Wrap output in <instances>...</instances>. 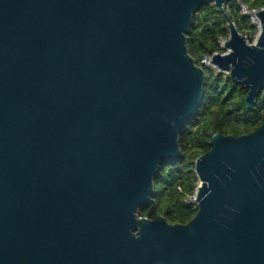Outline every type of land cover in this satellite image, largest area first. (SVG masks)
Returning <instances> with one entry per match:
<instances>
[{
    "label": "water",
    "instance_id": "obj_1",
    "mask_svg": "<svg viewBox=\"0 0 264 264\" xmlns=\"http://www.w3.org/2000/svg\"><path fill=\"white\" fill-rule=\"evenodd\" d=\"M231 0H0V264H264V122L195 160L186 224L138 216L203 97L187 34ZM210 64L264 89V10Z\"/></svg>",
    "mask_w": 264,
    "mask_h": 264
},
{
    "label": "trees",
    "instance_id": "obj_2",
    "mask_svg": "<svg viewBox=\"0 0 264 264\" xmlns=\"http://www.w3.org/2000/svg\"><path fill=\"white\" fill-rule=\"evenodd\" d=\"M248 6H264V0H243ZM224 6H203L196 12L187 34L188 54L199 64L203 55L222 52L217 40L228 36L226 16L246 24L235 0ZM201 12V15H200ZM238 30V29H237ZM203 97L194 117L182 128L179 136L180 156L163 162L154 178V194L149 205L139 208L138 216L155 219L163 216L170 224H186L196 213V206L185 202L198 184L195 160L210 149V138L216 134L239 136L256 130L264 122V89L254 107L245 104L246 89L233 83L228 75L203 67Z\"/></svg>",
    "mask_w": 264,
    "mask_h": 264
},
{
    "label": "built area",
    "instance_id": "obj_3",
    "mask_svg": "<svg viewBox=\"0 0 264 264\" xmlns=\"http://www.w3.org/2000/svg\"><path fill=\"white\" fill-rule=\"evenodd\" d=\"M236 4L238 5L239 8V13L246 18V25L247 28L244 29L242 32H239L245 42L248 45H254L260 35L261 32V25L259 23V20L257 17L254 16V14H257V12L259 10H264V6L258 7V8H252L250 6H248V4H246L243 0H235ZM228 39L227 37H220L217 40L218 46L223 50L222 52H214L211 55H203L200 59H199V64L198 66H200L202 69L203 67H208L210 69H214L215 67H213L209 62L211 60V56L213 54L216 53H225L227 50L224 47V43H226ZM198 186V185H197ZM194 188L193 194L191 195H187L185 198V202L188 204H192L195 205L194 203L195 199H196V194H197V190L198 187Z\"/></svg>",
    "mask_w": 264,
    "mask_h": 264
},
{
    "label": "rangeland",
    "instance_id": "obj_4",
    "mask_svg": "<svg viewBox=\"0 0 264 264\" xmlns=\"http://www.w3.org/2000/svg\"><path fill=\"white\" fill-rule=\"evenodd\" d=\"M225 6V10L227 11V9H226V5H224ZM240 14V13H239ZM200 15H201V12H200ZM240 16H242L241 14H240ZM227 25V24H226ZM247 28V25L245 24V23H243V22H241V21H237V29H238V31L239 32H242L244 29H246ZM214 70H215V72L216 73H220L216 68H214ZM223 75H227L226 73H223ZM198 184H199V181H198ZM197 184V185H198ZM196 185V186H197ZM198 187V186H197Z\"/></svg>",
    "mask_w": 264,
    "mask_h": 264
}]
</instances>
